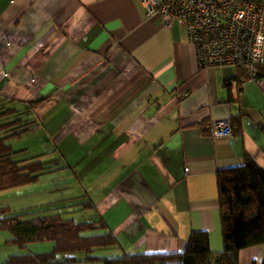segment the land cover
<instances>
[{
  "label": "crops",
  "instance_id": "obj_1",
  "mask_svg": "<svg viewBox=\"0 0 264 264\" xmlns=\"http://www.w3.org/2000/svg\"><path fill=\"white\" fill-rule=\"evenodd\" d=\"M239 73L197 68L185 26L148 18L142 0H0V107L38 100L37 124L19 139H39L24 159L54 166L36 182L69 170L75 178L51 181L50 193L75 187L55 200H92L118 255L182 251L195 230L223 249L217 171L246 156L264 168V78ZM235 115L240 133L198 126ZM12 254L0 248V264ZM263 259L261 245L239 253V264Z\"/></svg>",
  "mask_w": 264,
  "mask_h": 264
},
{
  "label": "trees",
  "instance_id": "obj_2",
  "mask_svg": "<svg viewBox=\"0 0 264 264\" xmlns=\"http://www.w3.org/2000/svg\"><path fill=\"white\" fill-rule=\"evenodd\" d=\"M238 69L239 77H245L244 70ZM260 75L264 76V66ZM228 86L231 90V83ZM37 102L23 106L11 101L0 107V191L36 182L54 169L40 156L18 158L19 151L9 143L36 126L32 110ZM198 126L204 134H210L213 124L204 119ZM230 126L232 133L242 132V115L232 116ZM217 182L221 251L211 248L208 232L195 230L182 251L100 255L97 252L120 247V241L106 220L97 216L94 202L79 196L61 207L47 203L17 213L8 206L0 207V231L12 235L7 243L26 248L37 241L53 242L48 251L12 254L3 264H239L241 249L264 247V168L246 156L243 164L219 169ZM84 210L89 211L87 220L69 215Z\"/></svg>",
  "mask_w": 264,
  "mask_h": 264
},
{
  "label": "built area",
  "instance_id": "obj_3",
  "mask_svg": "<svg viewBox=\"0 0 264 264\" xmlns=\"http://www.w3.org/2000/svg\"><path fill=\"white\" fill-rule=\"evenodd\" d=\"M148 18L185 26L197 68L234 66L241 81L260 82L264 66V0H142ZM229 119L215 120L210 135L229 136Z\"/></svg>",
  "mask_w": 264,
  "mask_h": 264
},
{
  "label": "rangeland",
  "instance_id": "obj_4",
  "mask_svg": "<svg viewBox=\"0 0 264 264\" xmlns=\"http://www.w3.org/2000/svg\"><path fill=\"white\" fill-rule=\"evenodd\" d=\"M38 139L39 138L34 139L33 137L30 136L23 137L21 139L12 138L9 140V143H11L13 147L19 151L17 153L18 158H28L34 153H32V151L26 152L20 149L26 144L33 143V140L34 141L36 140L37 142ZM40 145L43 146L44 144H40ZM45 145H46L45 148H49L48 150H53L55 148L52 145H47V144ZM68 172L69 170L64 168L63 170H60V172H58L57 174L51 175L47 179L44 178L42 181L33 182L30 184L23 185L21 187H15L0 191V207L8 206L11 209V211L17 213L19 211L28 209L27 207L28 204L34 203L35 201H40V199H42V201L53 200L48 203V205L52 207H61L63 205H66L64 204L65 203L64 201L55 200V199L60 198L62 200L63 198L68 197L71 194V192L75 193L74 192L75 187L71 191L61 190L64 189L62 187L56 188V190H53L54 191L53 193H50V189L48 187H50L49 184L51 183V181H52L51 185L58 186L64 182H68L69 180H72V178H75L73 175H70V173ZM69 215H75L79 221L83 219L87 220L89 217L87 212L81 213V211ZM11 236L12 235L9 231L6 230L0 231V248L7 249L9 253H13V254L48 251L53 246V242L51 241H37V242L29 243L26 248H21L16 244H10V243L5 244V239L6 238L9 239ZM99 252H102L103 254L106 253V251H99ZM118 254L119 252L115 250H109L105 255L115 256Z\"/></svg>",
  "mask_w": 264,
  "mask_h": 264
}]
</instances>
